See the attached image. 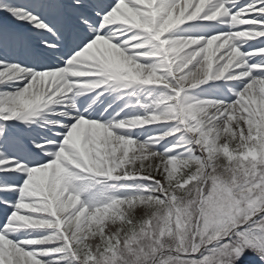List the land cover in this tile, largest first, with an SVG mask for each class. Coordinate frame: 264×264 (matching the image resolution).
Returning <instances> with one entry per match:
<instances>
[{
	"label": "snow or ice",
	"instance_id": "obj_1",
	"mask_svg": "<svg viewBox=\"0 0 264 264\" xmlns=\"http://www.w3.org/2000/svg\"><path fill=\"white\" fill-rule=\"evenodd\" d=\"M0 264H264V0H0Z\"/></svg>",
	"mask_w": 264,
	"mask_h": 264
}]
</instances>
